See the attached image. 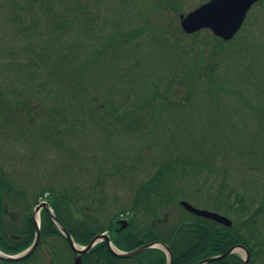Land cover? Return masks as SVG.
I'll return each mask as SVG.
<instances>
[{"label":"trees","instance_id":"16d2710c","mask_svg":"<svg viewBox=\"0 0 264 264\" xmlns=\"http://www.w3.org/2000/svg\"><path fill=\"white\" fill-rule=\"evenodd\" d=\"M176 1L0 0L1 251L29 246L45 200L83 245L109 229L122 251L166 244L172 264L237 246L264 264V0L227 42L153 21Z\"/></svg>","mask_w":264,"mask_h":264},{"label":"water","instance_id":"95a60500","mask_svg":"<svg viewBox=\"0 0 264 264\" xmlns=\"http://www.w3.org/2000/svg\"><path fill=\"white\" fill-rule=\"evenodd\" d=\"M160 1H168V0H160ZM258 1L259 0H209L199 5L192 11L188 12L187 14L180 15L179 16L180 27L185 34H193L200 30L208 29L209 31H211V33L214 36L224 41H229L234 37V35L240 29L251 6L257 3ZM180 206L188 213L195 215L197 217L214 221L223 227L230 228L232 226L231 220L221 214L211 212L205 209L196 208L186 201H181ZM41 209L47 211L52 221L59 228L60 232L64 235L65 239L69 242L71 249L76 254H78L74 264H81V256L86 254L99 239L103 238L107 241L106 236L99 235L96 236L94 239H92V241L85 248L78 249L75 247V244L73 243L70 234L62 227L60 222L55 218L54 214L52 213L51 209L48 207L46 203L42 202L36 207L33 215L34 219H35V215ZM34 223L37 227L36 222ZM124 223H125L124 221H120L122 229L125 227ZM36 234L38 237V227L36 228ZM37 237L34 243L21 254L14 257H10L0 253V259H4L7 261H14V260L26 258L34 250L37 244ZM157 245L160 246V248L166 254L167 257L166 264H172V257L168 247L160 242L150 243L127 253L120 252L118 250L112 249L111 247L110 250L116 257L130 258L146 249L156 247ZM237 250L244 251L245 256H244L243 264H248L250 259V254L242 246L232 247L225 253L219 256L206 258L200 261L198 264H208L211 262L223 260L226 257H228L230 254L236 252Z\"/></svg>","mask_w":264,"mask_h":264},{"label":"flooded vegetation","instance_id":"af4514ba","mask_svg":"<svg viewBox=\"0 0 264 264\" xmlns=\"http://www.w3.org/2000/svg\"><path fill=\"white\" fill-rule=\"evenodd\" d=\"M42 212L45 211L43 210ZM47 217L52 221L51 217L48 214ZM121 219L122 218L115 220L116 226H114L113 230L117 235L123 234L122 232L125 231V229H127L128 227V219L124 218L127 221V224L124 223L125 224L124 229L121 228L122 227L120 224ZM52 223L54 224L52 226L43 225L42 214H41L40 224L38 226V237L36 234L37 227L34 226V233L31 238V242L28 246L30 247L34 243L37 237V244L34 250L26 258H22L19 260L7 261L4 259H0V264H74L78 254H76L71 249L69 242L65 239L64 235L60 232L56 224L53 221ZM18 229H22V228H18ZM65 230L67 231L66 228ZM98 235L106 236L107 241L103 238L99 239L93 245L92 249H90L86 254L81 256L82 264H134V260H132L131 258H117L111 252L110 246L113 245L114 243L115 235H113L112 231L109 229L103 231L102 233H97L93 235L89 239V241L86 244H84V246L90 243L92 239H94ZM123 238H125L124 240L126 241L130 239L128 235L126 237L123 236ZM76 244L83 246V244L77 242ZM28 247H26L21 251L26 250ZM21 251L16 253L19 254L21 253Z\"/></svg>","mask_w":264,"mask_h":264},{"label":"rangeland","instance_id":"374dc122","mask_svg":"<svg viewBox=\"0 0 264 264\" xmlns=\"http://www.w3.org/2000/svg\"><path fill=\"white\" fill-rule=\"evenodd\" d=\"M198 1L199 0H177L176 2H175V4H174V6H173V11L172 10H165V13L163 14V16L162 17H160L159 15H157V13L156 14H154V16H153V21L155 22V20H158V19H164V21L162 22V23H164L165 25H168V27H169V29H171V31L173 30V31H175L176 29H177V27H179L180 28V23H179V16L180 15H185V14H187L188 12H190L191 10H193L194 8H196L197 6H199V4H198ZM260 2V1H259ZM259 2H257V3H259ZM255 4V5H253L251 8H250V10H249V12L247 13V16H246V18H245V21H247V19H248V22H247V25H245L246 27L247 26H249V24L251 23V21L249 22V20H250V18L252 17V15L253 14H255V12L259 9V8H261L258 4ZM260 4V3H259ZM171 11V12H170ZM249 17V18H248ZM245 21H244V23H245ZM244 23H243V25H242V27L244 26ZM244 26V27H245ZM241 27V28H242ZM202 31V30H201ZM200 32V31H199ZM204 35H205V33L203 32L201 35H199L198 37H196L197 39H198V42H199V40H201L203 37H204ZM239 36V35H238ZM240 37V36H239ZM238 37V38H239ZM241 38V37H240ZM183 40L185 41V42H190V40H191V38L189 39V38H183ZM196 43H197V41H196ZM150 170H152V169H149V171ZM147 171H148V169H147ZM146 171V172H147ZM145 172V171H144ZM144 172H142L141 174H143ZM121 192V191H120ZM118 198H120V197H122V194H119L118 196H117ZM179 213V209L176 207V206H174V207H171L166 213H165V215H164V217H165V219H163L164 220V222H167L168 220H170V218L171 219H173L174 218V216H176L177 214ZM124 216H126V215H124ZM123 216V217H124ZM120 218H122V216H119V218L118 219H120ZM236 253L241 257V258H243L244 259V251H242V250H237L236 251Z\"/></svg>","mask_w":264,"mask_h":264}]
</instances>
